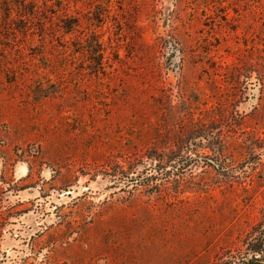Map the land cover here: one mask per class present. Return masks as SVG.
Segmentation results:
<instances>
[{
  "label": "rangeland",
  "instance_id": "rangeland-1",
  "mask_svg": "<svg viewBox=\"0 0 264 264\" xmlns=\"http://www.w3.org/2000/svg\"><path fill=\"white\" fill-rule=\"evenodd\" d=\"M27 3L0 0V264L248 262L264 0Z\"/></svg>",
  "mask_w": 264,
  "mask_h": 264
},
{
  "label": "trees",
  "instance_id": "trees-1",
  "mask_svg": "<svg viewBox=\"0 0 264 264\" xmlns=\"http://www.w3.org/2000/svg\"><path fill=\"white\" fill-rule=\"evenodd\" d=\"M15 1L24 7L26 4H28L27 3L28 0H15ZM31 13H33V12H31ZM98 21L100 24L103 23V22H100V20H98ZM61 22H62L61 28H67L66 32L72 31L73 28H79L81 26L79 19H74L71 16L69 17L67 15H65L64 18H61ZM90 48L92 49L91 50L92 52L89 56L90 59L93 60L94 63H96L98 65H102V61H103L104 56H103V50L101 48V44L99 43V41L95 40L94 43L91 44ZM93 55H94V57H93ZM250 247L251 248L248 250V255H251V258H250V260H248V262H243V263L244 264H263L264 258H262V256L264 255V236H260L257 239L256 243L252 244ZM229 264H231V263H229Z\"/></svg>",
  "mask_w": 264,
  "mask_h": 264
},
{
  "label": "water",
  "instance_id": "water-1",
  "mask_svg": "<svg viewBox=\"0 0 264 264\" xmlns=\"http://www.w3.org/2000/svg\"><path fill=\"white\" fill-rule=\"evenodd\" d=\"M210 162L213 163V164H215L214 161H211V160H210Z\"/></svg>",
  "mask_w": 264,
  "mask_h": 264
}]
</instances>
